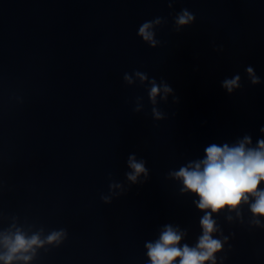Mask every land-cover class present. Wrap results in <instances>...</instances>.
<instances>
[{"label":"clouds","instance_id":"clouds-1","mask_svg":"<svg viewBox=\"0 0 264 264\" xmlns=\"http://www.w3.org/2000/svg\"><path fill=\"white\" fill-rule=\"evenodd\" d=\"M173 3L174 0H168L169 8ZM194 20L195 16L192 13L182 9L174 17L175 31L179 32L183 26L189 25ZM166 23L167 21L161 17L145 21L139 26L137 34L143 42L155 48L160 41L155 38L154 28ZM245 72L253 85L261 83L253 67L248 66ZM132 75L139 77L141 82L149 80L146 73L138 70L132 74L125 73L123 79L131 84L133 83ZM149 83L151 86L148 96L152 104H156V98L161 96V92H163L161 99L167 100L168 94L173 91L163 80L158 84L153 78ZM222 86L229 93L233 89L241 88V76L237 74L232 78H226ZM135 111L139 112L140 108L137 107ZM152 113L156 120L164 118V114L156 108L152 109ZM260 131L264 132V127ZM251 143L249 136H245L242 141L232 146L227 143L223 146L213 143L205 148L203 159L190 161L187 165L181 166L178 171L170 172L172 177L182 181V193L191 192L199 198L194 203L204 213L199 221L203 234L195 247H190L188 244L180 246L186 233L178 226L166 224L159 239L145 245L151 264H175L177 259L179 264H206L208 261L215 264V253L220 251L223 245L221 240L214 239L212 235L217 231L213 213H219L225 209L236 211L242 204H249L254 217L264 216V189L260 188L261 183L264 182V139L258 140L256 147H248ZM128 167L132 171L126 173V176L133 183L137 182V178L142 173L145 177L148 176L145 161H137L134 155L129 156ZM255 223L259 225L260 221L256 220ZM61 235L60 232L51 233L47 237V243L58 241ZM44 242L38 234L26 238L18 230L14 237H4L3 246L6 251L0 253V261H3V264H13L16 260H23L27 264L32 256L26 253L31 251L34 255L35 248L42 247Z\"/></svg>","mask_w":264,"mask_h":264}]
</instances>
